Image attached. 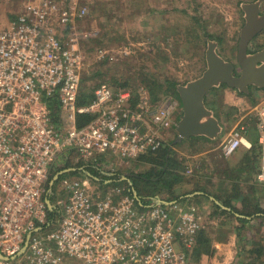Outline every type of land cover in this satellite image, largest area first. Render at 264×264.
Here are the masks:
<instances>
[{"label":"built area","instance_id":"1","mask_svg":"<svg viewBox=\"0 0 264 264\" xmlns=\"http://www.w3.org/2000/svg\"><path fill=\"white\" fill-rule=\"evenodd\" d=\"M88 13L81 0H31L0 29V264H187L185 248L203 226L195 206L135 194L131 174L112 185L90 171L114 177L116 161L159 151L177 132L179 102L102 82L79 105L90 33L77 23ZM107 52L98 48L96 59ZM255 110L264 183V103ZM85 113L94 118L79 127ZM243 120L222 141L224 156L252 148ZM73 157L84 176L63 178L55 191L54 165Z\"/></svg>","mask_w":264,"mask_h":264},{"label":"rangeland","instance_id":"2","mask_svg":"<svg viewBox=\"0 0 264 264\" xmlns=\"http://www.w3.org/2000/svg\"><path fill=\"white\" fill-rule=\"evenodd\" d=\"M29 1L31 0H0V29L9 28L12 22L11 19L18 16L23 5ZM58 1L64 2L67 0ZM239 1L242 0H81V3L89 6V13L84 19L78 21L77 26L89 32L90 38L106 36V44H102L104 46L101 48L108 51L110 61L108 68L112 69L110 75L113 73L117 81L122 83L125 80L128 81L129 85L132 86L129 88L131 91L145 87L141 81L143 78L158 77L163 82L164 79L170 77L177 80L178 85H184L200 77L207 67L206 52L204 57L203 50H200V48H190L186 52L181 47V43H184L185 38V26H193L197 22L194 17L202 18L209 26L210 31L217 28L218 36L223 39L222 43L214 40L218 42L219 53L224 55L227 60L237 62L238 43L244 23L240 17ZM196 28L195 26L191 29V38L195 37ZM262 35L261 32L257 37ZM92 39L87 38L85 40L84 44H87L85 48L95 46L91 45ZM253 41L257 42L258 39ZM251 45L254 47L255 44L252 42ZM207 47L208 44L205 51ZM95 59V54H88L86 57L85 68L89 71V75L95 70ZM98 80L99 78L96 81ZM227 88L232 92V97L225 95V89ZM239 92L237 89L222 85L210 92L213 97L217 98L215 103L223 116L222 125L224 128L223 133L216 140L218 142H222L242 117H244L243 121L248 123L250 129H252V126L255 127V108L264 103V88L252 86L249 95L240 94L241 92ZM169 96L179 102L178 115L180 119L183 106L178 98L172 95ZM226 113L230 114V118L226 116ZM176 137L171 140L174 141ZM251 141L253 144V140ZM179 144L175 147V150L178 158L183 163H197L194 165L197 168L202 166L201 163H209L204 157H201L198 162L193 160L194 163L185 159L182 153L185 149L188 150V147ZM196 148H201L200 152L205 151L207 144H205V141L195 142L190 148L192 149L190 153H194L193 150ZM219 152L216 157L217 163L222 162L221 158L231 156H224L220 149ZM69 161L73 165L75 164L74 157ZM257 162L258 165L256 164L255 168L250 167L242 170L243 173L240 172L239 181L243 186V189L241 186L243 195L251 189L250 186L256 181L260 184L259 200L257 202L264 209V183L259 181L258 178L261 156ZM90 163H95V159L92 158ZM116 163L118 165L116 171L121 172L122 175L131 174V172L141 173L146 169L143 165L134 166L133 162L123 166L119 165V161H116ZM210 163L214 162L211 161ZM65 164L56 163L51 176ZM210 169L211 174L210 177L208 176L210 180H207V184H210L209 187L217 188L219 191H231V179L226 175L224 176L225 173H221L217 166L216 169L214 167ZM90 171L92 173L100 172L92 167H90ZM184 171L182 174L184 173L185 179L188 181L186 183H191L197 179L194 177L195 173L192 175L188 174L187 170ZM83 176L80 173L62 174L59 181L55 183L54 189L55 191L58 190L60 181L65 177L82 178ZM134 181L140 190V194L150 195L151 192H154L151 187L139 183L137 178H134ZM241 197L233 200L237 209H241ZM213 203L211 201L213 206L211 208L214 211ZM191 205L195 206L198 211L200 210L196 203ZM236 213L240 214L239 212ZM236 213L226 215L220 212L207 219L205 229L211 239L212 254H203L201 257H196L191 255L193 247L185 248L188 253L187 264H244L246 260L256 257L254 249L257 248L262 250L264 264V215L258 218L253 216L244 225L239 217L235 215ZM75 264L78 263L75 261Z\"/></svg>","mask_w":264,"mask_h":264},{"label":"trees","instance_id":"3","mask_svg":"<svg viewBox=\"0 0 264 264\" xmlns=\"http://www.w3.org/2000/svg\"><path fill=\"white\" fill-rule=\"evenodd\" d=\"M241 2L242 1H239L238 8L240 10L241 18L244 21L243 23V26H244L245 18H244V11L240 5ZM194 18L196 19L197 22H195L193 26H188V27L185 26V31H184L185 38H184V43L183 44L181 43V47H183L186 52H188L190 48H193V49L200 48V50H203L204 57H205V52H206L205 48L208 44V40L209 39L217 40L222 43L223 39L220 36H218L219 32H216L217 28H215L214 31H210L209 26L206 25V22L203 21L202 18L200 17H194ZM195 26L197 27L196 33L194 35L195 37L191 38L190 37V33L192 31L191 29ZM105 37H106L105 35L95 37V38L89 37V39L93 38L91 40L93 41L91 45H95V46H87L85 48V45L87 44H84L85 41L83 42L82 46L84 50L85 59L88 54H95L98 48H101L104 46L102 44H106ZM256 39H258L257 42L254 43L253 41V44H255L256 46L253 49L252 47L249 46V52L264 48V30H263V35L258 36ZM94 65H95V70H93V73H90V75L88 74L89 71L86 70V68L83 70L81 89H80V95H79V100H78L79 105L88 104L93 99L94 88L102 82H107L113 85L116 89H119V88L129 89L132 87L129 85L128 81L125 80L124 83H122L121 81H117V78H115V75L113 73L112 75H110L112 69L110 70V68H108V66L110 65V61L108 57L102 60L95 59ZM98 78L99 80L96 81ZM93 81L94 83H92ZM141 81H142V84H144V86L148 88V90L150 91V94L155 100H158L161 95H172L178 98L180 101V96H179V92L177 89V86H178L177 80L169 77L167 79H164L162 82L161 80H159L158 77H155V78H148V79L143 78ZM222 86L228 87V85L226 84H223ZM240 94L249 95L250 92L249 93L241 92ZM51 108L53 109L55 107L51 106ZM213 109L217 116L220 114L222 115V113L218 110L219 108L216 106V103ZM54 116L58 118V112L54 113ZM226 116L230 118L229 113H226ZM93 118L94 116L92 114H88V113L78 114L77 115V125L79 127H83L86 124H88ZM193 139L195 141H198L199 139L200 140L206 139L208 141H211L209 138L204 137V136H200V137L195 136L193 137ZM179 145H180L179 143H177L176 145H173V141L171 140L168 143H166L159 151L154 152V153H149L146 155H142L141 157L133 161L134 166L143 165L146 168L144 172H141V173L131 172V175H130L133 185L138 191L139 195H141L142 197L149 198V199H151L152 197L155 198V197L163 195V198L167 199V197L164 195V192H167V193L169 192L170 195L168 197L170 200L174 199V200H179V201H187L188 199H190V202H191L192 198H189L187 196L188 193L190 192L185 191V192H182V194H177V195L175 194L176 188H177L176 186H179V185L183 186L186 182H188L185 179L184 173L182 174V172L186 170V167L183 161H181L178 158L176 154V150H175V147ZM259 150H260V147L256 139L253 141V147L247 151L246 155L244 156L245 158L242 161V164L239 165L238 169L235 168L231 171L226 172V176L234 180L231 185V189H230L231 191H227L228 195L226 197V200H224L225 206L229 207L230 210L224 209L220 205H217L214 203V207L216 209L215 212L218 213L220 211L221 213L226 214V215H233L234 213L239 212L240 214H243L245 216H257L256 218H258L259 216L262 217L264 215L263 214L264 209L257 202V200H259L258 194H259L260 184L256 181L257 183L255 182L254 184H252L250 186L251 189L249 191L247 190L246 193L243 195L242 194L243 186L241 184V181H239L241 177L240 172L243 173L242 170H246L250 167L255 168V165L261 156ZM197 152H200V150H197ZM74 166L78 167V165H73L70 161H68L63 167H61L57 171L68 169ZM79 173L83 174L81 170L69 171L65 174L71 175V174H79ZM93 174L96 177H101L103 181L107 179L112 180L111 182L112 185H119L125 182L124 180L120 181V178L122 175L121 172H118L117 175L114 177H108L104 175L102 172L93 173ZM134 178H137L139 183L151 187L154 192L153 193L151 192L150 195L140 194V190L136 186ZM241 186H242V189H241ZM240 196H243V198L241 199L242 205H241V209H237L235 205L232 204V201L234 199H238ZM219 199H220V196H219ZM239 219L244 223V225H246L247 222H249V219L246 217L245 218L241 217ZM208 234L209 233L206 230H201L199 232L196 238V243L193 246V249L191 251L192 256L194 255L196 257H201L203 254H212L211 241H210L211 239ZM254 251L256 252V257L253 259L251 258L249 260H246V263L244 264H263L262 250L260 248H257V249H254Z\"/></svg>","mask_w":264,"mask_h":264},{"label":"water","instance_id":"4","mask_svg":"<svg viewBox=\"0 0 264 264\" xmlns=\"http://www.w3.org/2000/svg\"><path fill=\"white\" fill-rule=\"evenodd\" d=\"M263 3L264 0H256L242 4L245 24L240 32L237 62L223 57L218 51V42L209 39L206 50L207 67L203 74L195 80L177 86L183 113L176 128L177 137L173 145L194 136L216 139L222 133L223 125L214 110L205 102L207 94L214 88L226 84L245 93H249L252 86L264 88V48L249 52L250 43L264 30ZM74 170L68 168L59 171L52 178L50 187H53L62 174ZM87 174L90 175L88 172ZM160 201L164 204L169 203L162 199ZM48 204L52 206L50 199ZM0 256L2 257L1 253Z\"/></svg>","mask_w":264,"mask_h":264},{"label":"crops","instance_id":"5","mask_svg":"<svg viewBox=\"0 0 264 264\" xmlns=\"http://www.w3.org/2000/svg\"><path fill=\"white\" fill-rule=\"evenodd\" d=\"M254 1H256V0H242V2H241L240 5L242 7V4L249 3V2H254ZM263 4H262V9L264 10V5ZM252 42L249 45L250 47H252V45H251ZM255 46L256 45H254V47ZM254 47H252V49ZM222 56L224 57V55H222ZM210 92H213V91L211 90ZM210 92L207 94L206 99H205V102H206V105L210 109L214 110L213 108L215 106V101H216L217 98L216 97H213ZM225 95L228 96V97H232L233 96L232 95V92L228 88L225 89ZM214 113H215V111H214ZM177 116H179V115H177ZM216 117L219 119L220 123L222 124L223 123V118H222L223 116L220 114L218 116L216 115ZM251 128L252 129L249 128L248 136H249V138L251 140L254 141V140H256L258 138V133H257V130H256L255 127L252 126ZM170 136H171L170 140L172 138L174 139L175 136H177V132H173L172 131L171 134H170ZM201 140L202 141H205V144H207V149L205 151L197 152V150H200L201 148H199V149L196 148V149L193 150L194 153L193 152L190 153V151H192V149H190L191 146L195 142H200ZM201 140L199 139L198 141H195L193 139V137H191L189 139H183V141L181 142V144L183 146L188 147V150L185 149V151H183L182 154H183V156H184L185 159H188L191 162H193V160L196 161V162H198V160H200L201 157L202 158L204 157V158H206V161L207 160L209 161V163H204V164L201 163V165H202L201 167L202 168L201 167L197 168V167L194 166L197 163H194L193 162L194 164H191V163H188L187 164V162L185 161L186 163H184V165L186 167V170L188 168H190V167L193 168L192 175L195 173L194 177H195V179L196 178L197 179L195 181L193 180L191 183H185L183 186H181V185L176 186L177 188H176L175 194L176 195L177 194H182V192H185V191L186 192H190V193H188L187 196L189 198H192L191 202H190V199H188L187 201H184V202H187V204H195L196 203L199 206L200 210H202V211L199 210L200 211L199 214L202 217V224H203L202 228H204V229H201V230H206L205 228L207 227L206 226L207 219H209L210 216H214L217 213V212H215L216 209L214 211L212 210L211 207H213V206L211 204V201H212V203L214 202L215 204L220 205L224 209L230 210V208L227 207V206H225V204H224V200H226V197H227L228 192L227 191H223V190L219 191V190H217V188H215V189L214 188H210L209 187L210 184L209 183L207 184V180L208 181L210 180L209 179L210 174H211V169L210 168L211 167H214L216 169V166H217L218 167V170H220L221 173L222 172H223V174L225 173L224 174V176H225L227 171H231V170H233L235 168L238 169L239 165L242 164V161L244 160V158H245L244 156L246 155L248 149L242 146L233 155H231L228 158H221L222 159V162L217 163V161H216L217 158L216 157L218 156V153H220L219 152V149L221 151L220 145H221L222 142L216 141L217 138L216 139H210L211 141H208L206 139L205 140L204 139H201ZM193 141H194V143H193ZM192 158H194V159H192ZM211 161H213L214 163H210ZM256 164L258 165V162ZM233 181L234 180L231 179V185H232ZM247 184H249V182H247ZM164 195L167 197V199H169V197H168L170 195L169 192L168 193L167 192H164ZM195 196H197V197H195ZM219 196H220V199H219ZM159 198L162 199V201H167L169 203L172 202V201H174V199H172V198H171L172 200H170V199L167 200L166 198H163V195L162 196H159ZM242 198H243V196L241 197V199ZM232 204L234 205V201H232ZM218 213H220V211ZM235 215L237 217H239V218H241V217H244L245 218L246 217V218L250 219L251 217H253V216H245L243 214H237V213Z\"/></svg>","mask_w":264,"mask_h":264},{"label":"flooded vegetation","instance_id":"6","mask_svg":"<svg viewBox=\"0 0 264 264\" xmlns=\"http://www.w3.org/2000/svg\"><path fill=\"white\" fill-rule=\"evenodd\" d=\"M262 33H263V31H262ZM262 49H263V48H262ZM259 50H261V49H258V50L252 51V52H256V51H259ZM237 74H239V73H237Z\"/></svg>","mask_w":264,"mask_h":264}]
</instances>
